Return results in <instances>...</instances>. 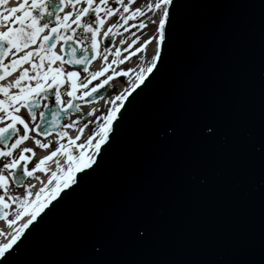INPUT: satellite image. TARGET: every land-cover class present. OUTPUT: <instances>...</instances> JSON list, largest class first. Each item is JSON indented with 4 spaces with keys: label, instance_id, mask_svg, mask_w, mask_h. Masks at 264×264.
<instances>
[{
    "label": "water",
    "instance_id": "water-1",
    "mask_svg": "<svg viewBox=\"0 0 264 264\" xmlns=\"http://www.w3.org/2000/svg\"><path fill=\"white\" fill-rule=\"evenodd\" d=\"M168 37L100 167L4 264H264V0H174Z\"/></svg>",
    "mask_w": 264,
    "mask_h": 264
},
{
    "label": "snow or ice",
    "instance_id": "snow-or-ice-1",
    "mask_svg": "<svg viewBox=\"0 0 264 264\" xmlns=\"http://www.w3.org/2000/svg\"><path fill=\"white\" fill-rule=\"evenodd\" d=\"M80 0H31L30 8L26 3L21 4L18 8H11L7 10V14H0V19L8 22L12 19L13 23L19 24V27H8L6 31H0V68L3 69V75H0V80H3L10 71H15L16 68L25 61L31 63L32 70L35 71V75H28V69L21 71L18 79L14 82V85H0V92H3L7 97L6 100H0V109L5 112V117H0V120L4 118H9L11 123L6 124L4 127H0V140L5 139V137L10 132H17L15 127V122H19L24 126V134L19 135L15 143L11 145L12 149H15L20 143L28 139L29 126L19 115H12L9 113V107H12L13 111H18V106H24L29 109L39 107L37 103L41 94L46 91L47 87H53L55 91L54 101L59 104L62 103L61 93L59 91L60 85L64 82L63 76L66 75L67 79L70 81V86L66 89L69 100L67 101V108L72 106V98L83 99L84 97H91L93 94L100 96L101 93L99 89L104 87L113 80L114 76H126L128 72L133 71L132 69H114L109 73L103 80H98L94 86L89 90V84L92 80H96L98 76H104V73L108 71V67L102 66L99 71L91 73V80L85 77L79 83V88L82 92L81 96H77V77H79V72L77 71H67L63 67L53 68L51 64L55 61H61L63 64L61 56L57 55L56 52L51 51L55 45L49 44L45 47V41H48L53 34H56L57 40H70L73 37L70 35H62L61 29L71 31L75 33L76 27L83 29L85 33L91 34L92 46L95 50L97 48V34L100 31V26L104 23V19L112 16L115 12L122 10L126 15L121 17L122 19H127V14L129 13V5L133 3V0H128V4H122L121 0H116L119 5L117 7H110L107 5V0H100L99 4H94L93 0H85V7L76 11L74 19L69 21V17L73 15L72 12H68L63 16L60 13L63 11L64 7L71 4L73 8L79 3ZM174 0H157L154 4H149V9L158 10L156 18L151 20L150 23L154 26L151 34L144 39L140 40L136 45L135 51L142 53L140 59H143L144 55H150V59L146 61V66L140 68L138 74L135 76L133 81V86L127 89L126 94H117L115 96V101L127 100L129 96L138 91L141 86H147L151 78L159 71L160 64L163 63V51L164 47L168 41V27L171 19V7L173 6ZM4 3V0H0V4ZM103 5V7H102ZM34 11L38 14L34 15ZM17 12H22V15H14ZM103 13V17L101 15ZM133 16L143 15L141 8H135L132 13ZM14 17V19H13ZM45 17L51 18L55 17V24L51 27L48 35L43 36L42 39L38 41L37 37L45 29H49V26L53 24L51 19L46 20V22L41 24V21ZM87 18L86 20L83 18ZM76 25V27H72ZM141 27L146 28L147 25L141 21ZM112 35V27L103 33L104 37H109L105 41L104 51L108 50V45L112 43L110 37ZM139 39V38H136ZM135 42V40L133 41ZM121 43H124L121 40ZM152 44V51L149 54L147 50V45ZM30 45H37L36 49L33 51L25 52L23 56L18 59H12L9 63H3L4 59L12 53L21 52L22 49H27ZM15 50V52H13ZM33 56H39L40 63L37 64L31 60ZM125 56L123 59H128ZM47 59L49 63V68L47 71L42 72L44 66V61ZM107 60V57H103ZM87 60V57H82L81 59H75L71 61L72 64L83 63ZM112 63H122V60H113ZM110 67V66H109ZM87 71V69H85ZM51 80V84L46 85L43 81ZM35 81V86L22 87L21 81ZM15 86L19 88V91L12 93L10 89ZM113 103L114 106L106 112L102 117H97V119L102 122L99 125V129H91L89 135L84 137L83 142L77 143L81 140V136L88 129L89 124L94 123L93 121L84 118L83 127L78 129V134L74 138H68L67 146L63 143L58 144V146L53 149L48 155L39 159L35 166L29 170L26 164H22V161H27L29 157L25 156L24 153H31L32 156L35 155V151L32 148H24L21 150L20 156L14 158L3 166L4 169L9 170L12 177L19 183H23L24 177H34L37 171L45 172L49 174V180L47 185L44 186L45 182L41 181L42 187L37 191L35 199H29L32 193H28L27 196L21 197L24 203L16 210L11 213H4V218H8L9 215H14L15 219H7L9 227H14L17 221H20L22 217H27L26 221L21 223L19 227H14L10 239L6 243L0 244V264H4L7 256L10 255V250L13 245L17 244V241L21 239V236L25 234V230L29 229L30 226H35V223H39L40 219H43V215H46V210H50V206H54L53 202H59L63 196L69 195L71 191L79 188L81 182L89 175L90 172H94L100 167V159L98 157L102 156L104 150L111 145V140L115 134V122L119 119L121 109L125 108L124 104H118L114 101H109ZM82 111V110H81ZM34 120L37 118L35 115L32 117ZM44 118V113H39V119ZM54 120L58 117L56 113H53ZM79 119V117H78ZM202 134L206 138H212L215 136L219 130L220 125L216 117L211 114H203L197 117ZM71 124L62 125L63 128L67 129L72 127ZM38 127V126H37ZM175 129L168 125L161 135L172 134ZM47 135V132L44 133ZM62 137H68L67 131H64ZM35 144L41 148L48 149L51 147V143H42L40 139L34 140ZM85 147H92L93 151L91 153H86L84 151ZM264 148V144L258 146V150ZM0 156H12L11 150L5 151L0 149ZM64 157L66 163L61 165L59 159H54L57 157ZM46 162H52L56 165V170L52 171L51 168L45 167ZM18 170V171H17ZM39 179V177H35ZM7 183V177L0 174V187H3ZM28 187H33L29 185ZM63 194V195H62ZM7 195V193H6ZM17 202V198L13 196H8L5 200V196H0V204L3 205L5 209L10 207V203ZM43 214V215H42ZM147 229L146 225L135 227V233L138 237H143ZM92 249L97 254H102L104 248V241L100 237H95L91 241Z\"/></svg>",
    "mask_w": 264,
    "mask_h": 264
},
{
    "label": "flooded vegetation",
    "instance_id": "flooded-vegetation-1",
    "mask_svg": "<svg viewBox=\"0 0 264 264\" xmlns=\"http://www.w3.org/2000/svg\"><path fill=\"white\" fill-rule=\"evenodd\" d=\"M6 1L7 0H4V3L0 4V14H7L8 8L4 9V4H5ZM93 2H94V4H99L100 0H93ZM16 3L18 4L17 7H19L23 3H26L29 8L31 6V0H16ZM107 3H108V1H107ZM85 6H86L85 0H80V2L75 5V8H73V6L71 4H68L66 7H64V9L60 13V15L63 16L64 14H66L68 12H72L73 15L71 17H69V21H71L72 19H74L76 11H79L80 8L85 7ZM102 7H103V5H102ZM18 13H19V15L23 14L22 12H18ZM35 14H38V13L34 11V15ZM101 15L103 17V13H101ZM48 19H51L53 21V24L49 26V29H47L46 35L49 33L51 27L54 26V24H55V17H51V18L45 17L44 20L41 21V24L46 22V20H48ZM83 19L86 20L87 18L85 17ZM2 22H3L2 19H0V31H4V28H3L4 26L2 25ZM8 27H19V24L13 23L12 20H11V22L7 25L5 30H7ZM72 27H76V25H72ZM42 33L43 32H41L40 35L37 37L38 41L40 39H42L43 36H46V35H43ZM61 33H62V35H70V36H72L73 37L72 40L77 41L79 44L82 45L83 48H86V47H92L93 48L91 34L85 33L83 31V29H81L79 27H76L75 33H72L71 31H67V30H63V29H61ZM55 40L58 41V42H64V43L68 41V40L65 41L63 39L57 40L56 36H55ZM36 47H37V45H30L27 48L26 52L33 51L34 49H36ZM45 47H47L46 42H45ZM13 52H15V50H13ZM23 55H24L23 49L21 50V52L15 53L14 56H13L12 53H9V56L4 59L3 63H9L10 60L18 59L20 56H23ZM38 58H39V56H38ZM31 60L35 61V56H33L31 58ZM47 62H48L47 59H45L44 63H47ZM26 63L30 64V62L25 61L22 64H20L16 68L15 71H10L9 74L6 75L3 80H0V85H3V83L5 82L6 79L11 77V75H13V73H15L16 71L21 69V66L23 64H26ZM3 74H4L3 73V69L0 68V75H3ZM79 74H80L79 77H77V85H78L77 89H76L77 95H79L80 91H81L80 88H79V83H80L81 80L84 79V77H83L84 73H82L80 71ZM87 78L89 80H91V76H89ZM96 82H97V78H96V80H92L91 84H89V89H91V87L94 86L96 84ZM45 84L48 85L50 83H48V82L46 83L45 82ZM12 85H14V83ZM21 86L22 87H28V86L34 87L35 85L31 81L23 80V81H21ZM69 86H70V81L67 79V83H66L65 87H63V86L59 87V91L61 93V96H68L66 89ZM10 91L12 93H16V92L19 91V88L13 86L10 89ZM41 96L43 98L44 106L47 107V106L53 105L55 103V102H53L54 101V97H55V91H54L53 87H47L46 91L43 94H41ZM6 99H7V97L5 96V94L3 92H0V100H6ZM72 101H74L75 103L77 102L78 104H80V102L77 101L76 98H72ZM8 111H9L10 114L19 115L22 119L25 120V122L29 126V131H28V137L29 138L24 140L22 143H20L15 149L11 148V145L13 143H15L16 140L18 139V136L24 134V126L17 121V122H15V127H16V129L18 131L13 133L12 138L9 141V145L6 148H4L1 145V140H0V149H3L5 151L11 150V152H12V156H0V174H3L4 176L7 177V183L3 187H0V196H4V194L6 193V190H7L6 187H9V185H11L12 182L14 181V178L12 177L10 171L4 169L3 166L5 164H7V163H10V161L12 159L18 158L20 156L21 150L26 148V146L30 145V143H32V142L35 143L34 140L40 137V132H41L40 129L37 127V125L41 122V119H39V114L36 115V112H32L31 110H29L27 107H24V106H18V111H13L12 107H9ZM33 115H35L37 117L35 120L32 118ZM0 117H5V112L3 111V109H0ZM67 120H69V118ZM8 123H11V121H10L9 118L6 117L3 120H0V127H4ZM24 155L29 157L32 154L31 153H24ZM28 160L27 161H22V164H26L27 165Z\"/></svg>",
    "mask_w": 264,
    "mask_h": 264
},
{
    "label": "rangeland",
    "instance_id": "rangeland-1",
    "mask_svg": "<svg viewBox=\"0 0 264 264\" xmlns=\"http://www.w3.org/2000/svg\"><path fill=\"white\" fill-rule=\"evenodd\" d=\"M110 1H111V0H110ZM146 2H147V0H140V1L138 2V4H137V8L139 7V8H141V9H143V8L145 7V5H146ZM151 15H152V14H151V11H150V13L148 12V14L142 18V20H138L137 23H135V24L141 26V21H143V23L146 25V21H147V19L149 18V16H151ZM134 21H135V20H134ZM135 22H136V21H135ZM135 26H136V25H135ZM140 26H139V27H140ZM147 26H148V25H147ZM140 29H141V31H142L141 34L138 35V34H137V30H136V31H133V35L130 36L131 38H133V36L135 35V39H134L135 42H133V44L131 45L132 48H134L135 45L138 44L139 41L142 40V39L147 35V32L149 31L150 28H147V27H146V28H143V29H142V27H141ZM147 29H148V30H147ZM115 32H117V29L115 30ZM117 33H118V34H121V31L119 30ZM131 33H132V32H131ZM128 35H129V32H128ZM136 38H139V39H136ZM134 60H136V58H135ZM125 64H126V63H125ZM127 64H128L129 67H130V62H129V60H127ZM143 65H144V64H143V61H140V60L138 59V61H137V62H134V64L131 66L133 72H134L135 70H137L139 66L142 67ZM111 95H112V94H111ZM111 95H110V97L106 98V100H105V106H104V108L98 113V115H97L94 119H89V121H93V122L95 123V127H94V128L99 127L100 123L102 122L101 120L97 119V117H102L104 114H106V112H107L108 110H110V109L114 106L113 103H109L110 100L116 102L115 100H113V99H115V97H112ZM116 103H117V102H116ZM76 118H77V117H76ZM74 119H75V118H74ZM74 119H73L71 122L68 121L66 124H72V122H74ZM91 124H93V123H91ZM73 125H75V124H73ZM64 130H65V128H64ZM64 130H63V132H64ZM63 132H62V133H63ZM61 136H62L61 134L58 135L57 138L55 139V141L57 142V141L61 140V139H60ZM62 139H64V137H63ZM65 146H67V145H65ZM55 147H56L55 143H51V147H50V148H48V149H44V148H42L43 150H38V149H37V150H38V151H44V152L47 153V155H48V154H49L48 152H51L53 149H55ZM37 162H38V161H36L35 164H36ZM40 173H41V172H40ZM44 175H46V177H48L47 174H44ZM47 180H49V177H48Z\"/></svg>",
    "mask_w": 264,
    "mask_h": 264
},
{
    "label": "bare ground",
    "instance_id": "bare-ground-1",
    "mask_svg": "<svg viewBox=\"0 0 264 264\" xmlns=\"http://www.w3.org/2000/svg\"><path fill=\"white\" fill-rule=\"evenodd\" d=\"M156 2H157V0H147L145 7L142 9L143 15H140V17H144V16H146V15L148 14V12H150V11H152L151 13H153L152 16H151V18L149 17L148 20H147V24H146V25H148L147 28H151V29H149V31L147 32V36H149V35L151 34V32H152V30H153V27H154V26L150 23V21L156 18V15H157V12H158V10H155V9H151V10H150L149 7H148V5H149L150 3H151V4H154V3H156ZM128 26H129V25H128ZM138 28H140V27L137 26L136 29H138ZM147 30H148V29H147ZM152 47H153L152 44L147 45V50H148V53H149V54H150L151 51H152ZM149 59H150V55H144V63H143L144 65L142 66V68L146 66V61L149 60ZM95 67H96V66H95ZM102 105H103V101H102V102L95 103V104H92V105H90V106H87V107H85V112H86V111H88V112H92V113L97 112V111L99 110V108H100ZM44 156H45V155H44ZM44 156H40V158H42V157H44ZM40 158H39V159H40ZM52 164H53V163H52ZM52 164L49 165V164H47V162H46L45 167L51 168L52 171H55V170H56V165H55V164L52 165ZM60 164H61V165H64V164H65V160H62V162H61ZM42 173H44V172H42ZM29 185H32V186H33V187H29V190L31 191L32 194H33V193L35 194L36 191L38 190V189H37V190L35 191V189L37 188V186L34 187V184H33V183H31V184H29ZM39 189H40V188H39ZM34 199H35V195H34ZM34 199H33V200H34ZM26 219H27V217H22V219H21L18 223H16V224L14 225V227H19L21 223H23V222L26 221ZM14 227H13L12 231L9 233V237L4 241V243H6L8 239H10V237H11V235H12V232H13V230H14ZM5 232H6V231H5Z\"/></svg>",
    "mask_w": 264,
    "mask_h": 264
}]
</instances>
